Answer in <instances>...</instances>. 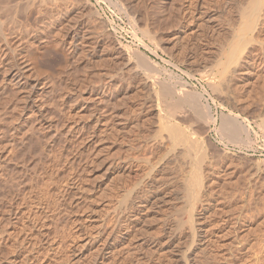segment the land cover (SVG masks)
I'll return each mask as SVG.
<instances>
[{"label": "rangeland", "instance_id": "obj_1", "mask_svg": "<svg viewBox=\"0 0 264 264\" xmlns=\"http://www.w3.org/2000/svg\"><path fill=\"white\" fill-rule=\"evenodd\" d=\"M190 1L41 7L35 39L44 47L23 73L36 87L0 91V216L10 200L20 210L0 220V264H264V61H244L251 43L240 58L220 56L238 22L234 0ZM259 25L253 34L264 38ZM72 35L75 52L64 56L58 45L68 48ZM159 81L193 92L186 100L199 96L168 111ZM198 99L215 120L195 137L206 165L190 229L176 225L190 204L181 173L165 172L175 151L162 121L171 112L192 131ZM227 114L245 124L239 138L220 131Z\"/></svg>", "mask_w": 264, "mask_h": 264}, {"label": "bare ground", "instance_id": "obj_2", "mask_svg": "<svg viewBox=\"0 0 264 264\" xmlns=\"http://www.w3.org/2000/svg\"><path fill=\"white\" fill-rule=\"evenodd\" d=\"M51 1H54V0H51ZM61 1H63V0H55V2H51V3H53V4L55 3V7L56 6L58 7V4L61 3ZM195 1L194 0L190 1V7H194ZM46 2H47V0H0V83H1L0 91L1 90L3 91L5 88L7 89V87L10 85L12 86V88L14 86V88L18 89V90L19 89H27L28 87H29L28 89H32V88L36 87L35 86L36 84H33L31 82L26 81L23 73L26 69H28L29 65L31 64V61L34 59L35 53L39 49L44 47L42 40L39 41V39L38 40L35 39L38 35L37 32L40 33V30H38V27L35 28V26H36L37 21L39 20L38 19L39 16L43 15L42 11H41V9H42L41 7L43 5H45ZM234 5H235L234 6L235 11H236V13H235L236 19L238 18V22H237V20H236L237 23L234 21L236 23V25L234 27L233 26L231 27L234 29H232V33L230 32L231 36L228 39L230 41H228V43L226 42L227 44L221 46L222 52L220 53V56L225 57L226 59H229V61H230L233 58L239 57L240 54H238V53H240L241 50L242 51L246 50V49H244L246 44L251 43L249 45V47H247V51L244 55V58L243 57L242 58L244 59V61L248 62L249 64H251V63L253 64L255 62H263L264 59L261 60L260 56H261V54L264 55V38H260L259 33L253 34V31H254L257 24H260L258 28L263 26L262 23H264V0H234ZM188 8H189V6H188ZM188 10H189L188 13H193L195 11L194 8H192V9L189 8ZM183 14H184V11H183ZM183 14H181V15H183ZM193 18H194V15L190 16V21H192ZM32 19H34V21H31ZM32 22H34V23H32ZM59 23L61 24V22H59ZM59 29H60V27L58 28V30ZM262 30H264V29H262ZM255 31H256V29H255ZM258 31H261V30H258ZM24 33H26V35H24ZM144 33H146V32H144ZM144 33H143V35H144ZM32 38H33V40H36L35 41L36 43H34L35 45H33L31 47L33 40L30 41V39H32ZM70 38H71L70 41H68L66 43V44L69 43V45H70V46H68V48L65 47L64 42H62L61 45H58V48L61 49L59 51L60 52L62 51L61 53H63L64 56H67V53H68L67 50L69 48L71 49V50H69L71 52L74 51V49H75V46H76L75 41H77L76 38L78 39V37L75 35H72V37H70ZM28 42H31V44H28ZM27 44L29 47L27 46ZM55 48H56V46H55ZM137 52H138V50H137ZM263 55H262V57L264 58ZM136 56H137V54H136ZM137 58H139V57H137ZM243 59H242V61H243ZM225 61H227V60H225ZM225 61H223V59L222 60L219 59V61H218L220 63L219 68L221 69L220 70L221 72L225 70V67L227 65V64H225L226 63ZM238 62H239V60H238ZM235 64H237V63H235ZM152 65H153V67H152ZM154 65L155 64H151V66L149 65V67H151V68H148L147 65H145V66H146V69L151 70L152 68L155 67ZM228 67H229V65H228ZM157 69H159V68H156L155 71ZM246 71H248L247 68L245 69V72ZM153 76H155V75H153ZM175 80H177V79H175ZM175 80H174V82H175ZM158 83L160 84V81L157 82V84ZM172 85L169 86L167 84V86H166V84H165V86H166L165 87L163 85V83H161L159 86L160 87V98H161V99L159 98V100H162V102H164V107L169 109L168 111H170L171 109L176 108V107L182 109L181 107L183 105H185V103L188 102L187 100H189V98L187 100L185 99V96H187V95H185L187 93V91H188V94L190 93V91L187 88H186L187 90L184 89V91H186V93H183L184 92L183 89L180 92L179 89H181V88L177 89L178 87L175 88ZM6 94H7V92H6ZM99 94L93 93V94H90L89 97L90 98H93V97L98 98V100L100 101L101 99H100ZM190 94L192 95L193 92H191ZM195 94L196 93H194V95ZM197 95L199 96V93ZM197 95H195V96H197ZM167 96H170V99L172 98L174 101H167L166 100ZM195 96H194V99H191V98H193V95H192V97L190 98L189 101L196 100L197 97L195 98ZM198 101H199V99L197 101H195L196 104H195V102L193 104H192V102L191 103L189 102L190 103L189 104L190 112L189 111L188 112H189V114H192L193 120L192 119L191 120H192V122H195V124H196L194 127V125H192L193 123L192 124H190L191 122L189 123L190 127L193 126V128L191 127L192 131H188L187 130L188 128L185 129L182 125H181L182 126L181 127L180 125L177 124L176 121H174V120H176V118L174 119L173 113H171L172 110L170 113L168 112L167 115L163 117V121H162V127L166 130L165 132H167V137H168V141H169L168 143H169L170 149L169 148L168 149L173 151V152L175 151L174 154L172 153V155H173L172 159L167 161L168 164L165 165V163H163L165 172L169 170L170 172L169 171L168 172L172 173V172H174V170H176V171L178 170V172L181 173L180 176L181 175L182 176L180 178H182V180L180 179L181 183H180V181H179V183L181 184V186L183 188L182 190H184L183 192H185L184 195L186 197L187 203L190 204V206H189L190 209H188V208L186 209V210H188L186 219L185 220L176 219L177 227H181V225H184V224L191 227V224L193 222L192 210H193V208H195L193 206V204H194V201L196 200L195 199L196 196L198 197L197 193L199 192V190H200L199 188L201 187L200 185L202 183L201 182V176H202L201 170H202V165L204 163L203 162L204 158L206 157L205 156L206 152L204 153V151L202 150L203 146H201V143L199 142L200 140L198 139L199 140L198 141L197 138H195L196 133H199L200 131L204 132L205 130L209 129L208 127L211 124L210 122L213 123V121L215 120L214 117L212 116L211 112H210V109L208 107H205L206 104L201 105V106H203V108H201V107L198 108L199 105H197V103L198 104L201 103L200 101L199 102ZM160 109H161V107H160ZM187 109H188V107H187ZM175 111L176 110H174L173 112H175ZM66 114L68 116L70 113L68 112ZM229 117L231 118L232 122H230ZM222 118H224V117H222ZM227 118H229V119L225 118V121H223L222 125L220 126L221 127L220 131L221 132L223 131L225 133L226 137L228 135V137H227L228 139L237 138L238 136L236 137V134L239 135L238 133L245 132V130H246L245 124L243 122L237 120L236 116L231 115V114H227ZM232 126H233V129H232ZM247 135H248V133H247ZM247 138H249V137H247ZM165 139H167V138L165 137ZM241 139H243V137ZM7 143H9V142H7ZM206 143H208V142H206ZM206 143H202V144H204V146H205ZM165 145H167V144H165ZM207 147H208V145H207ZM211 150H212V147H211ZM171 151H169V152H171ZM163 157H164V155H163ZM3 159H4V157H2V154H0V163L3 161ZM169 162H173V163L169 164ZM185 163H187V164H185ZM208 163H209V161H207V165H208ZM211 163L213 164V162H211ZM211 163H210V165H211ZM185 165H188V169L186 168L187 170L185 169V172H184V166ZM205 165H206V162H205ZM205 165H203V166H205ZM2 166H4V165L0 164V168ZM214 166H215V164H214ZM210 167H213V166L211 165ZM210 170H214V169L211 168ZM210 170H208V171H210ZM183 172H184V175H183ZM163 175H164V173H163ZM0 176H1V172H0ZM178 176H179V174H178ZM1 178L3 179L4 176ZM2 181L7 182L6 179H3ZM155 181H157V180H155ZM0 182H1V180H0ZM20 184H21V182H20ZM19 185H17V186H19ZM13 187H15V186H13ZM202 187H203V185H202ZM9 189H7V190L9 191ZM30 194H31V192H30ZM15 203H16L15 200H12V201L10 200V203L7 206L6 214H5V216L1 215L0 220H2V221L6 220L7 222H9L11 220V218H10L11 216H16V214L18 212H20V210L16 209ZM181 211H183V210H181ZM23 212H25V210H23L22 213ZM125 220L126 219L123 218L119 221L120 222L122 221L121 223H124V222H126ZM120 222H118V223H120ZM190 227H188V229ZM190 229H192V227ZM194 229L197 230L198 227L194 228ZM0 235H1V231H0ZM216 235H217V233H215V236ZM9 236H10V234H9ZM11 236L16 237L17 235L15 236V234L14 235L12 234ZM13 239H15V238H13ZM1 241H2V238L0 237V243H1ZM108 243H109V241H107L106 244L105 243L102 244V246L100 245V247L104 246L107 249L112 242H110V244H108ZM178 243L179 242H177V244ZM97 250H100L99 247H97ZM13 260H15V259H13ZM14 262L21 264V262H23V261H21V259H19L18 261H14Z\"/></svg>", "mask_w": 264, "mask_h": 264}]
</instances>
